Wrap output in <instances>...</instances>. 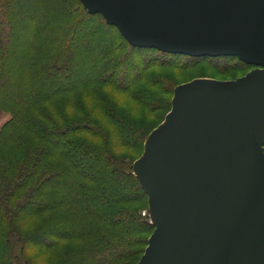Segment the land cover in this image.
Segmentation results:
<instances>
[{"label":"trees","instance_id":"trees-1","mask_svg":"<svg viewBox=\"0 0 264 264\" xmlns=\"http://www.w3.org/2000/svg\"><path fill=\"white\" fill-rule=\"evenodd\" d=\"M201 66L255 67L132 46L80 0H0V264H136L154 225L132 164Z\"/></svg>","mask_w":264,"mask_h":264},{"label":"water","instance_id":"water-1","mask_svg":"<svg viewBox=\"0 0 264 264\" xmlns=\"http://www.w3.org/2000/svg\"><path fill=\"white\" fill-rule=\"evenodd\" d=\"M132 46L253 64L174 88L133 173L154 229L136 264H264V0H80Z\"/></svg>","mask_w":264,"mask_h":264},{"label":"rangeland","instance_id":"rangeland-1","mask_svg":"<svg viewBox=\"0 0 264 264\" xmlns=\"http://www.w3.org/2000/svg\"><path fill=\"white\" fill-rule=\"evenodd\" d=\"M21 38L19 37V40ZM14 42L17 43L18 40H17V37H15L14 39ZM219 64L221 63H227L225 62L224 60H220V61H217ZM236 60L235 59H230L228 61L227 64H233L235 63ZM250 69L252 68H247L245 69L246 71L245 72H241V73H238V74H235V73H232L231 75H226V74H221V73H218L216 71H212L211 69L209 68H204V66H201L200 68H198L197 70H184V71H178V72H175L174 73V76L176 78V80L179 82L177 85L181 84V83H185V82H188L192 79H195V78H212L213 79H219V80H231V79H235L237 77H240V76H243L244 74H246ZM204 76H208V77H204ZM211 76V77H209ZM233 77V78H232ZM176 85V86H177ZM175 86V87H176ZM174 87V88H175ZM174 91V89H173ZM166 115V114H165ZM165 115H164V118H165ZM9 118V114L3 112L0 110V126ZM164 118L162 119V121L164 120ZM161 121V122H162ZM159 122V123H161ZM134 162V161H133ZM133 165V164H132ZM45 200H48L46 198H44ZM43 199V200H44ZM143 211H145L146 213L143 214ZM141 214L142 215H148L149 216V211L147 209H143L141 211ZM150 220V219H149Z\"/></svg>","mask_w":264,"mask_h":264},{"label":"built area","instance_id":"built-area-1","mask_svg":"<svg viewBox=\"0 0 264 264\" xmlns=\"http://www.w3.org/2000/svg\"><path fill=\"white\" fill-rule=\"evenodd\" d=\"M146 212L145 211H143V214H145Z\"/></svg>","mask_w":264,"mask_h":264}]
</instances>
